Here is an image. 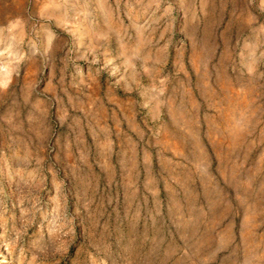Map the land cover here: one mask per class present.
I'll return each instance as SVG.
<instances>
[{"label": "rangeland", "instance_id": "rangeland-1", "mask_svg": "<svg viewBox=\"0 0 264 264\" xmlns=\"http://www.w3.org/2000/svg\"><path fill=\"white\" fill-rule=\"evenodd\" d=\"M0 264H264V0H0Z\"/></svg>", "mask_w": 264, "mask_h": 264}]
</instances>
